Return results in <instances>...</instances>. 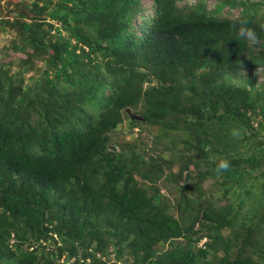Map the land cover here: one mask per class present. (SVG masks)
<instances>
[{"label": "trees", "instance_id": "16d2710c", "mask_svg": "<svg viewBox=\"0 0 264 264\" xmlns=\"http://www.w3.org/2000/svg\"><path fill=\"white\" fill-rule=\"evenodd\" d=\"M149 1L0 0V264H264V0Z\"/></svg>", "mask_w": 264, "mask_h": 264}, {"label": "rangeland", "instance_id": "374dc122", "mask_svg": "<svg viewBox=\"0 0 264 264\" xmlns=\"http://www.w3.org/2000/svg\"><path fill=\"white\" fill-rule=\"evenodd\" d=\"M3 3V2H2ZM181 3V2H180ZM184 3H187L186 1ZM142 4L143 6H145L144 8H146V10H149L150 8V4H151V1L149 0H142ZM5 5V3H4ZM208 7L211 8L213 6V2L211 0H208ZM241 6H234L232 8H229L228 6H224L220 12L221 15H227V16H237L239 15V9H240ZM9 37V34L8 33H5V32H0V46L1 44H3ZM257 79L258 80H261L262 76L261 74H257ZM122 132L119 133V136L122 137V136H125L129 139H132L136 134H134V131L138 132V129L137 128H134L132 133H128V126H122L121 128ZM205 185H211L212 187H214V183L211 181V180H208ZM164 194V199L165 201H172L176 198H178L179 195L176 196L175 198V195H174V190H171V191H168L167 189H162L161 190ZM112 252L109 253L108 256L104 257V256H100L101 259L102 257H104L105 259L108 260L107 264L111 261H114V257L113 255L111 254Z\"/></svg>", "mask_w": 264, "mask_h": 264}, {"label": "clouds", "instance_id": "9594fccd", "mask_svg": "<svg viewBox=\"0 0 264 264\" xmlns=\"http://www.w3.org/2000/svg\"><path fill=\"white\" fill-rule=\"evenodd\" d=\"M246 25H247L246 21H241L240 22V24L238 25V36L240 38L246 39L250 44H255L257 42V40H258V35H257V33L254 30H252L251 28L247 27ZM126 109H130V108H126ZM126 109H125V112H126ZM131 112L134 113L132 110H131ZM134 114L139 115L137 113H134ZM134 120H144V118L141 117V119H134ZM227 167H228L227 162H221L220 165H219L220 169H226ZM204 240H205V238L201 239V241L198 243V245H201ZM108 264H110V263H108Z\"/></svg>", "mask_w": 264, "mask_h": 264}, {"label": "water", "instance_id": "95a60500", "mask_svg": "<svg viewBox=\"0 0 264 264\" xmlns=\"http://www.w3.org/2000/svg\"><path fill=\"white\" fill-rule=\"evenodd\" d=\"M126 112L128 113V115L132 119H141V117L139 115H136V114L132 113L130 109H126Z\"/></svg>", "mask_w": 264, "mask_h": 264}]
</instances>
